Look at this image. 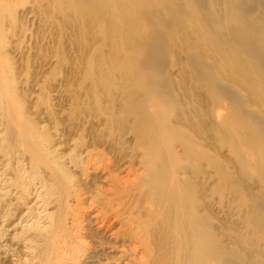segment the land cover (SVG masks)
Listing matches in <instances>:
<instances>
[{"label":"bare ground","instance_id":"6f19581e","mask_svg":"<svg viewBox=\"0 0 264 264\" xmlns=\"http://www.w3.org/2000/svg\"><path fill=\"white\" fill-rule=\"evenodd\" d=\"M0 264H264V0H0Z\"/></svg>","mask_w":264,"mask_h":264}]
</instances>
